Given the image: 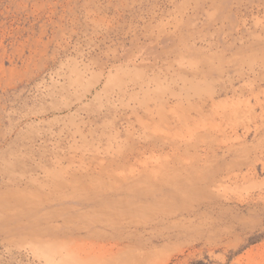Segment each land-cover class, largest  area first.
<instances>
[{
  "label": "rangeland",
  "instance_id": "obj_1",
  "mask_svg": "<svg viewBox=\"0 0 264 264\" xmlns=\"http://www.w3.org/2000/svg\"><path fill=\"white\" fill-rule=\"evenodd\" d=\"M0 264H264V0H0Z\"/></svg>",
  "mask_w": 264,
  "mask_h": 264
}]
</instances>
